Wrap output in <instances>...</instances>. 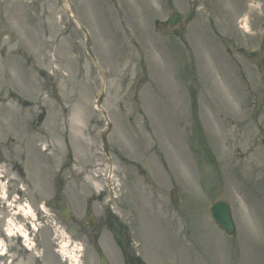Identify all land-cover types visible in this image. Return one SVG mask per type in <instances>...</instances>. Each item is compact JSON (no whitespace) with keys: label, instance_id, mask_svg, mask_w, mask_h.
Returning a JSON list of instances; mask_svg holds the SVG:
<instances>
[{"label":"rangeland","instance_id":"rangeland-1","mask_svg":"<svg viewBox=\"0 0 264 264\" xmlns=\"http://www.w3.org/2000/svg\"><path fill=\"white\" fill-rule=\"evenodd\" d=\"M172 11L183 18L170 27ZM262 71L264 0L0 3V185L35 211L29 254L68 264L55 229L70 247L81 235L63 219L67 205L76 220L102 221L99 251L112 264H123L109 245L123 235L137 264H264ZM75 165L86 174L74 176ZM91 183L99 186L85 195ZM219 199L233 236L209 216ZM8 254L14 264L18 251Z\"/></svg>","mask_w":264,"mask_h":264},{"label":"bare ground","instance_id":"bare-ground-1","mask_svg":"<svg viewBox=\"0 0 264 264\" xmlns=\"http://www.w3.org/2000/svg\"><path fill=\"white\" fill-rule=\"evenodd\" d=\"M5 2H6V0H3L0 3L2 5H4ZM167 66H168L167 69H169V65H167ZM174 88H175V86H174ZM94 107H95V105H94ZM72 123L73 122L70 121V126ZM54 129H55V127H54ZM20 135H21V133H20ZM42 139H45V138H42ZM79 141L81 144L77 143L78 146L81 145L82 148H88L89 147V142L87 141L86 137H83V136L79 137ZM13 145H12L13 147L11 146L12 147V153H13L14 157H17L19 155V152L17 149L19 146V143L16 142V143H13ZM49 147H50L49 145L46 146L44 148V151L49 149ZM55 151H56V149H54L52 152H50V155L53 156ZM1 159H2L1 161H3V162L11 163L6 158H1ZM10 161H12V160L10 159ZM12 162H14V161H12ZM53 165L55 166V164H53ZM54 166H52L51 172H53L55 170V169L53 170V168H55ZM88 167H90V166H88ZM72 170L74 172V176L86 174V171L84 172V169L82 167H80L79 165H75L72 168ZM0 172L1 173H5V172L8 173L7 170L5 169V164L0 165ZM110 174H111V168L109 167L107 170V179L110 178ZM2 176L3 175L0 174V177H2ZM98 186L99 185H97V184L91 183L89 185L80 187V189H82L84 194L87 195L93 189L97 190ZM10 198H9L8 194L6 193V188L4 187L3 184H1L0 185V204L2 203V205L0 206V213L2 214L0 216L2 219L1 225L2 224L5 225V229L7 231V234L8 235L13 234L14 238H11L12 236L6 238L2 234H0V254L1 253L4 254V257L7 260L10 259L9 260L10 263H8V264H11L13 258H12L11 254H8V251L11 247H15L16 251H18V255L14 256V260H15L14 264H28L27 261L22 260L20 258L21 257L20 253L26 252V254H29L30 252L33 253V251H34V243L30 237L31 234H29V235L27 234V232L29 231V229H27V225H28V222H30L31 227L33 229L37 227V223L34 221L35 211L32 209L31 206L26 205L19 200H14V198L13 199H10ZM17 198H18V196H17ZM152 199H154V198H152ZM154 200L156 201L157 199H154ZM159 209L162 210L160 212V214L164 213V208L162 206ZM55 232L57 233L58 238H61L60 243H59V252L62 255V257H64V259L69 264H81L79 262V258H78V253H79L78 246L73 245L72 247H70V245L67 243V240L65 239L63 234L59 233V229H55ZM12 240H14L13 244L11 243ZM27 251H29V252H27ZM29 264H36V260L33 258V254H29Z\"/></svg>","mask_w":264,"mask_h":264},{"label":"flooded vegetation","instance_id":"flooded-vegetation-1","mask_svg":"<svg viewBox=\"0 0 264 264\" xmlns=\"http://www.w3.org/2000/svg\"><path fill=\"white\" fill-rule=\"evenodd\" d=\"M114 219L116 218L114 217ZM69 221L76 228L77 234L81 235L79 238L83 246V253L81 256H84L86 251L93 249L96 254L93 264H100L101 256H103L109 264H112L110 256L99 251L101 247L100 243L97 242L98 234L99 232H102L103 229H106L105 226L103 227L102 221H97L95 217L88 213H84L83 217L79 220L74 219V216L72 215ZM123 237V239H119L118 237L112 239V241L109 243L110 248L113 249V252L114 250H117L120 255H122L124 259L123 264H137V258L131 253L127 236L123 235ZM126 257L129 258L128 261ZM83 262L84 264H88L84 259Z\"/></svg>","mask_w":264,"mask_h":264},{"label":"water","instance_id":"water-1","mask_svg":"<svg viewBox=\"0 0 264 264\" xmlns=\"http://www.w3.org/2000/svg\"><path fill=\"white\" fill-rule=\"evenodd\" d=\"M76 19L75 16H73ZM182 15L178 12H172L170 16V25L176 24L180 21ZM84 30V29H83ZM210 212L212 217L216 220L219 226L226 232L232 233L234 231V225L231 219V214L228 205L224 201L215 202L211 208ZM104 264V261L103 263ZM106 264V263H105Z\"/></svg>","mask_w":264,"mask_h":264}]
</instances>
